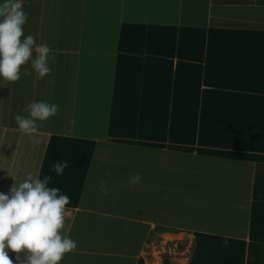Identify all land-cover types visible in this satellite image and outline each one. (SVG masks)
I'll use <instances>...</instances> for the list:
<instances>
[{"label": "crops", "instance_id": "crops-1", "mask_svg": "<svg viewBox=\"0 0 264 264\" xmlns=\"http://www.w3.org/2000/svg\"><path fill=\"white\" fill-rule=\"evenodd\" d=\"M23 8L56 62L0 79V192L31 173L70 197L60 264H264V0ZM39 101L59 112L35 143L14 116Z\"/></svg>", "mask_w": 264, "mask_h": 264}, {"label": "clouds", "instance_id": "clouds-1", "mask_svg": "<svg viewBox=\"0 0 264 264\" xmlns=\"http://www.w3.org/2000/svg\"><path fill=\"white\" fill-rule=\"evenodd\" d=\"M24 0H3L0 3V79L14 84L23 75L28 76L34 70L42 79L51 74L50 64L56 57L46 43H37L36 38L25 36L24 26L29 16L23 8ZM24 111L27 117L17 114L14 121L18 130L39 143L40 125L59 112V105L45 101L32 102ZM74 126L75 120L70 121ZM68 167L67 161H57L52 165L56 175H62ZM110 176L111 172L106 171ZM51 177L34 178L29 173L26 179L13 185L9 192H0V264H13L8 251L23 253L17 255L20 264H60L64 256L77 249V241L63 234L66 227V210L70 204L68 195L60 194L57 187H49ZM140 174L129 177L128 183L135 186L140 183ZM99 191L107 195V185L102 181ZM227 247V240L224 242Z\"/></svg>", "mask_w": 264, "mask_h": 264}]
</instances>
